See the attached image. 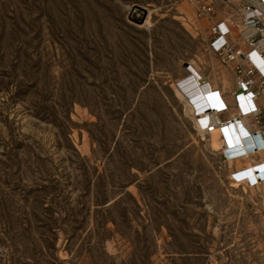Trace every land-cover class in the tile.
I'll return each instance as SVG.
<instances>
[{
  "label": "rangeland",
  "instance_id": "1",
  "mask_svg": "<svg viewBox=\"0 0 264 264\" xmlns=\"http://www.w3.org/2000/svg\"><path fill=\"white\" fill-rule=\"evenodd\" d=\"M256 1L0 0V264H264L259 158L177 91Z\"/></svg>",
  "mask_w": 264,
  "mask_h": 264
},
{
  "label": "built area",
  "instance_id": "2",
  "mask_svg": "<svg viewBox=\"0 0 264 264\" xmlns=\"http://www.w3.org/2000/svg\"><path fill=\"white\" fill-rule=\"evenodd\" d=\"M203 10L210 11L209 8H203ZM241 22L242 29L238 34L243 37L246 46L250 49L246 53L231 48L227 40L231 27L227 24H216L210 31L211 50L224 64L234 67L233 71L237 81L231 95L237 116L223 119L229 110L223 102V95L210 90L209 83L203 77L194 75L190 71V66L186 68L189 77L177 84V91L189 101L192 107L191 115L196 132L201 137L210 136L216 131L222 135L225 146L221 149V154L224 161L228 163L253 158L260 152H264V106L262 108L255 106V101L259 97L264 98V0L247 4L243 10ZM257 37L259 41H257ZM259 43L260 45H258ZM182 82H188V85L192 83V86L199 91L198 95L201 99L198 102L191 99ZM244 120H250L256 130L253 132L245 130L243 128ZM237 129L243 131L246 136L244 145L247 152L242 149L240 144H237L238 149L233 148L229 133L230 131L236 132ZM259 175L256 172L255 178L257 179L254 184L264 181V178ZM247 179V177L234 176V180L237 182H245Z\"/></svg>",
  "mask_w": 264,
  "mask_h": 264
},
{
  "label": "bare ground",
  "instance_id": "3",
  "mask_svg": "<svg viewBox=\"0 0 264 264\" xmlns=\"http://www.w3.org/2000/svg\"><path fill=\"white\" fill-rule=\"evenodd\" d=\"M227 25L229 27H231L230 34L232 35V37H235L237 35V33L240 32L239 27L235 28V26L232 22H228ZM190 71L194 75H197L199 77H202L203 75H207L209 77L210 90L217 91L219 95H223V94L228 93V92L231 93L234 90V80H233V76H232L231 72L228 69H226V67L223 66L218 61L215 54L211 55L206 61H204L201 64H197V65L191 64L190 65ZM183 84L186 86V89L188 91V95L191 97V99L194 100L195 102H198L201 99L200 96L198 95L199 91L197 89H195L194 86H192V83H191V85H188V82H185ZM204 99H206V98H204ZM205 102H208V101H205ZM190 108L192 110L191 106H190ZM243 126H244L243 128L245 130H251V129L256 130L255 126L253 125V123L250 120H244ZM229 134L231 136L233 148L235 150L238 149L237 144H240L243 147L242 149L245 152H247V150L245 148L246 146L244 145V139L246 138L244 132L237 129L236 132L230 131ZM209 137H210L209 138V145L211 146V148H214V149L217 148L219 150L224 148L225 141L219 132L216 131V132L210 134ZM248 159L249 158H247L246 160H248ZM239 161H241V160H236L235 162L239 164ZM246 169L247 170L238 174V177H247L248 178L247 181L244 182L247 185L254 186L253 184L255 182V179H257V178H255L256 172H258V174H260L259 175L260 177L264 178V162L259 164L256 167L249 166Z\"/></svg>",
  "mask_w": 264,
  "mask_h": 264
},
{
  "label": "crops",
  "instance_id": "4",
  "mask_svg": "<svg viewBox=\"0 0 264 264\" xmlns=\"http://www.w3.org/2000/svg\"><path fill=\"white\" fill-rule=\"evenodd\" d=\"M256 39H257V41H259L258 37H257ZM227 40H228V42H229V44L231 45V48H232L233 50H241V51H243L244 53H246V52H248V51L250 50V49L246 46V44H245V42H244V40H243V37H242L241 35H239L238 33H237V35H236L235 37H232V35L230 34V35L228 36ZM258 45H260V43H259ZM230 68H231V74H232V76H233L234 87H235V84H236L237 79H236L235 73H234V71H233V68H234L233 65H230ZM206 82L209 83V78L206 79ZM223 102H224V103L228 106V108H229L227 114L223 116V119H230V118H232V117L237 116V111H236V109H235V107H234V101H233V97H232L231 93H230V94H228V93L223 94ZM255 106H256L257 108H262V107L264 106V98H263V97H259V98L255 101ZM249 131H255V129H254V130L251 129V130H249ZM257 158H259V161H260L261 163H263V162H264V152H260V153L258 154V156L253 157V158H249V159L251 160V159H257ZM244 160L246 161V159H244ZM251 161H253V160H251ZM261 163H260V164H261ZM243 166H244V165H243ZM254 166H257V165H254ZM242 170H243V169H241V171H242ZM244 170H247V169L245 168ZM241 171L239 170V173H237L236 176H238V174H240ZM242 172H243V171H242Z\"/></svg>",
  "mask_w": 264,
  "mask_h": 264
},
{
  "label": "water",
  "instance_id": "5",
  "mask_svg": "<svg viewBox=\"0 0 264 264\" xmlns=\"http://www.w3.org/2000/svg\"><path fill=\"white\" fill-rule=\"evenodd\" d=\"M146 19L147 11L138 6H133L127 15V21L135 26H142ZM185 68H187V65H185Z\"/></svg>",
  "mask_w": 264,
  "mask_h": 264
}]
</instances>
